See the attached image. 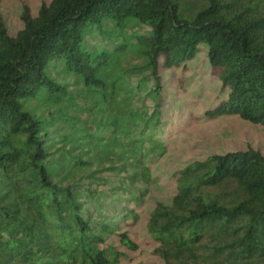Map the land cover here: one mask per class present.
Here are the masks:
<instances>
[{"label": "trees", "instance_id": "trees-1", "mask_svg": "<svg viewBox=\"0 0 264 264\" xmlns=\"http://www.w3.org/2000/svg\"><path fill=\"white\" fill-rule=\"evenodd\" d=\"M203 1L188 19L176 0H50L36 15L24 6L14 36L0 10V264H118L122 253L106 241L112 234L136 249L116 233L120 221L84 211L87 202L104 207L87 186L130 168L128 180H149L136 156L165 151L154 135L161 73L200 47L225 94L204 117L264 127V6ZM130 23L149 31L126 35ZM130 54L137 63L125 68ZM133 100L153 101L152 111ZM175 175L170 205L158 203L147 222L156 255L166 264L264 259V154H214ZM219 187L218 196L207 192Z\"/></svg>", "mask_w": 264, "mask_h": 264}, {"label": "rangeland", "instance_id": "rangeland-1", "mask_svg": "<svg viewBox=\"0 0 264 264\" xmlns=\"http://www.w3.org/2000/svg\"><path fill=\"white\" fill-rule=\"evenodd\" d=\"M49 1L0 0V10L9 35L14 36L22 28L20 16L24 6L32 15H36L39 8ZM176 1L181 15L188 19L205 6L203 0ZM256 3L264 6V0H256ZM148 31L146 26L130 23L126 35ZM205 55L206 49L200 47L194 58L161 73V125L154 135L164 145L165 151L158 149L146 152L147 144H144L140 153L147 154H144V157L141 154L136 156L140 161L143 158L144 165L148 166L149 180H143L140 175H136L134 180H128L125 177L134 173L130 168L127 172H105L87 186L96 191L95 194L104 207L94 210L87 202L84 211L90 212V217L94 220L101 219L108 223L120 221L116 233H126L136 245V249L130 250L120 245L117 235L107 237V244L122 253L118 264H166L154 253L158 243L149 234L147 222L158 203L170 205L176 193L175 174L178 171L189 164L205 161L214 154L249 149L264 154L263 126L252 124L237 116H220L215 119L204 117L207 110L225 97L219 81L210 73ZM136 63V58L131 54L122 62L125 68H130ZM36 103V100L30 101L31 107L37 106ZM134 105L142 107L141 112L146 115L153 109L151 100L144 103L133 100L132 106ZM79 117L85 119L86 114L81 113ZM230 185L231 183L225 184L227 187ZM222 190L221 187L211 188L207 192L215 197L220 195ZM134 196H140V200L134 202ZM112 202L118 209L109 207ZM124 215H127L126 220H122ZM249 264H264V259H256Z\"/></svg>", "mask_w": 264, "mask_h": 264}]
</instances>
